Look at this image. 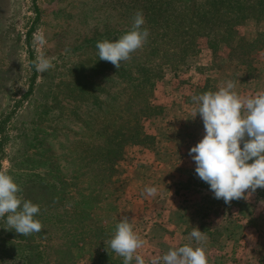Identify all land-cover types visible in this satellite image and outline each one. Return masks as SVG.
<instances>
[{"label":"rangeland","instance_id":"obj_1","mask_svg":"<svg viewBox=\"0 0 264 264\" xmlns=\"http://www.w3.org/2000/svg\"><path fill=\"white\" fill-rule=\"evenodd\" d=\"M138 11L145 44L119 69L99 60ZM40 57L52 67L34 75ZM263 73L264 0H0V172L42 225L0 218V264H123L104 242L124 217L152 264L184 245L183 210L208 264H264V189L225 204L189 156L205 134L192 97L264 93Z\"/></svg>","mask_w":264,"mask_h":264},{"label":"clouds","instance_id":"obj_2","mask_svg":"<svg viewBox=\"0 0 264 264\" xmlns=\"http://www.w3.org/2000/svg\"><path fill=\"white\" fill-rule=\"evenodd\" d=\"M143 13L138 11L132 20L131 30L116 41L103 40L96 44L99 60L110 62L117 69L140 49L149 37L144 28ZM43 44V39L40 40ZM37 72H46L52 65L45 57L34 63ZM235 83L226 81L216 91H208L192 97L196 105L194 118L203 122L204 136L189 151L194 161L195 173L209 186L213 197L225 204L247 198L245 193L264 189V93L241 98L235 91ZM20 188L13 178L0 172V218L15 233L28 236L39 233L42 225L35 216L39 206L30 200H22ZM156 187L145 186L141 195L154 197ZM205 232L192 228L189 239L202 245ZM107 248L123 258V264H145L137 250L143 241L135 233L127 217L119 220ZM152 264H208L202 246L185 244L152 260Z\"/></svg>","mask_w":264,"mask_h":264},{"label":"crops","instance_id":"obj_3","mask_svg":"<svg viewBox=\"0 0 264 264\" xmlns=\"http://www.w3.org/2000/svg\"><path fill=\"white\" fill-rule=\"evenodd\" d=\"M263 76H264V73H263ZM251 94H252V92H251ZM191 161H189V160L183 161V176L189 174V173H186V172H191V169L193 168ZM184 215H185V212L183 210V244L185 245V242H186V238L188 236V230L189 229L187 227L188 226L187 223L185 222L187 218H185Z\"/></svg>","mask_w":264,"mask_h":264},{"label":"trees","instance_id":"obj_4","mask_svg":"<svg viewBox=\"0 0 264 264\" xmlns=\"http://www.w3.org/2000/svg\"><path fill=\"white\" fill-rule=\"evenodd\" d=\"M32 1H34V0H32ZM33 10H34V12H35V15H36V18L38 19V9H37V7H36V5H34L33 4ZM27 36H28V34H27ZM30 60H32V55H31V53H30ZM32 72H33V74L35 75V68L34 67H32ZM34 79V78H33Z\"/></svg>","mask_w":264,"mask_h":264}]
</instances>
